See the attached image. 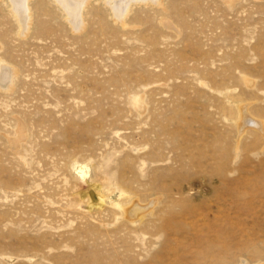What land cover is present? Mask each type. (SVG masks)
<instances>
[{
	"label": "rangeland",
	"instance_id": "374dc122",
	"mask_svg": "<svg viewBox=\"0 0 264 264\" xmlns=\"http://www.w3.org/2000/svg\"><path fill=\"white\" fill-rule=\"evenodd\" d=\"M85 1L0 0V264H264V0Z\"/></svg>",
	"mask_w": 264,
	"mask_h": 264
},
{
	"label": "bare ground",
	"instance_id": "6f19581e",
	"mask_svg": "<svg viewBox=\"0 0 264 264\" xmlns=\"http://www.w3.org/2000/svg\"><path fill=\"white\" fill-rule=\"evenodd\" d=\"M53 1L60 7L65 17L67 18L66 19L67 23L71 26L72 29H75V30L82 29L83 21H82L81 13L86 5L85 0H53ZM139 1L149 2V0H115V1L108 2L109 10L113 17V20L123 23L124 22L123 20L129 13V8H131L130 6L135 5L136 4L135 2H139ZM152 1H155L156 4L157 2H159L158 0H151V2ZM7 2L9 3L8 5H9L10 12L11 14H13L16 21L19 23L20 28H22L24 33L27 32L29 30V26L31 23V16H32L30 9H29V0H7ZM15 76H16V73L13 68H11L10 66L7 68L0 64V90L6 91V92L9 91L11 86L13 85V79ZM135 102H136L135 107H138L140 105V100L137 99ZM79 173L82 176H84V173L81 169H79ZM96 197L98 196H95V197L92 196V201H93L92 203L94 202L96 203L97 201ZM91 207L92 206H90V208ZM137 210L138 208H131L129 215L135 216L137 213Z\"/></svg>",
	"mask_w": 264,
	"mask_h": 264
}]
</instances>
